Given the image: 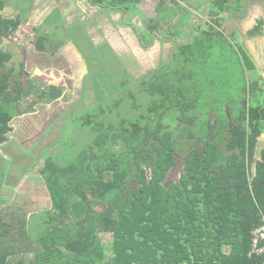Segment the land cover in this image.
<instances>
[{"label": "trees", "instance_id": "obj_1", "mask_svg": "<svg viewBox=\"0 0 264 264\" xmlns=\"http://www.w3.org/2000/svg\"><path fill=\"white\" fill-rule=\"evenodd\" d=\"M143 1L92 0L115 11ZM204 1L212 20L203 25H192L180 6L173 26L180 42L169 64L135 84L97 86L102 100L77 119L89 143L50 154L40 167L52 206L38 223L0 201V264H264L256 251L264 240L254 247L264 226V89L242 32L235 26L227 35L223 27L246 13L248 0ZM6 6L0 0V146L25 98L53 101L62 92L31 91L8 67L13 55L3 40L23 19L5 18ZM160 26L153 20L149 28ZM263 33L260 18L247 36ZM178 155L184 172L171 183Z\"/></svg>", "mask_w": 264, "mask_h": 264}, {"label": "flooded vegetation", "instance_id": "obj_2", "mask_svg": "<svg viewBox=\"0 0 264 264\" xmlns=\"http://www.w3.org/2000/svg\"><path fill=\"white\" fill-rule=\"evenodd\" d=\"M248 1L250 2L251 0ZM150 2L151 1H143L137 6V8H140L142 11L140 14V16H142L141 18H138V16L134 17L132 11L102 10L99 5H95V7L97 6V11L99 10L100 12H96L91 19L86 21H81V19L78 18L69 22L68 17L63 14V8H60L61 10L59 8L50 10L47 17L40 20V24H38V27L34 30L35 35L33 36V47L31 45V48H34L36 52L30 56L28 54V56L23 54L22 62L20 63L18 70V76L20 77L23 87L27 89L32 88L31 91L35 90V88L39 90H49L51 87H57L60 88L62 92L61 95L53 101H42L32 94L27 97L28 99L30 97L32 98V101L29 102L30 106L33 105L32 114H35L34 116L41 121L47 120L43 126V133H41L43 135L40 138L35 139V145L31 150H36V148L39 149L40 144L45 141L44 138L47 137V135L50 136L51 134L56 133L59 130L58 127H61V141L62 133H64L67 127L73 122H77L76 117L78 115H85L92 110L93 106H98L99 101L97 100L95 84H92L91 81L92 71L89 60L77 44V39L74 35L70 32L67 33V31L71 30L73 26L83 27L84 34L82 35H84L83 37L86 35L88 38L89 54L92 56L95 55L96 50L106 46L107 48H111L115 54L121 57L120 59L125 63L124 67L127 71V74H125V77H127L125 79L128 81L131 79V82L134 84L136 81H140L145 76L154 73L159 68L170 63L173 58L176 43L180 42L178 35L173 34L175 33L174 30L176 31L173 26L177 25L180 19V4L176 2V0H164L165 5L161 7L160 4L163 0H159L158 2L154 1L155 4L152 7L150 6ZM54 10L60 12L59 14L63 18L64 32L62 30L59 32L57 31L56 35L52 32L48 33L49 28L51 27L47 23L51 12ZM203 13L204 14L199 17L192 16L191 24L194 25L195 23H198L203 25L212 20V17L208 14L206 8ZM163 18H166V21H164ZM153 20L158 21V23L160 22L161 24L159 29L154 32L150 31L149 28ZM226 21L229 20L227 19ZM231 23L234 27H237L236 22L231 21ZM248 32H246V37H248ZM232 33L233 31L231 34ZM243 35L242 32V38L244 40ZM56 36L57 38H55ZM133 36L137 38L139 46L138 51L147 55L146 60H143L142 62L139 58L135 57V53H131V37ZM114 37L119 39L118 43L115 41ZM57 40L62 41L61 52L53 50L56 47L55 44ZM158 44L160 45L159 52L155 50ZM74 47L82 56L85 65L83 62L77 59L75 60ZM150 54H153L154 56L150 57ZM68 57L71 58V60L68 59ZM41 70L44 71L42 72ZM134 70L138 73L137 76L135 74L133 75ZM37 71L43 73L41 76L50 81L48 85L40 86L42 78L40 75H36ZM79 77L82 79L81 90L79 89L80 85L77 84ZM23 78L26 79V84L23 83ZM125 79H122L120 83ZM57 80L58 82L55 83ZM74 100L76 103L74 102V104L71 105L70 103ZM67 101L70 103L65 104ZM49 104L52 106H47ZM16 114L17 116L24 115L21 110ZM16 117H14V119ZM12 132L10 133L9 138L13 137L11 136ZM44 152L45 149H40L41 154L39 157H36L35 163H38L41 159L44 160Z\"/></svg>", "mask_w": 264, "mask_h": 264}, {"label": "rangeland", "instance_id": "obj_3", "mask_svg": "<svg viewBox=\"0 0 264 264\" xmlns=\"http://www.w3.org/2000/svg\"><path fill=\"white\" fill-rule=\"evenodd\" d=\"M7 1H9L10 3L12 2V4L15 5V7L14 6L8 7L10 11L11 10L14 11L15 8H18L22 12L28 9L30 2H31V0H7ZM263 1L264 0H251L250 2L248 1L247 7L248 9H251V5L255 4L256 6L253 8L255 10V8L257 9L258 7L257 3H261ZM154 4H155L154 1L150 2V6L153 7ZM182 5H183L182 7L184 8L189 7V4L184 1L182 2ZM74 7L75 6H72L70 8V11L71 9L73 11ZM42 9L45 10L46 7H43ZM48 12H49V9H48ZM132 13L134 17L136 16H138V18L142 17L140 16V14L142 13L140 8L136 7L134 10H132ZM47 15L48 14H46V16ZM41 19L42 17L39 16L37 19H34L32 21H38V23L40 24ZM69 21H73V20L69 19ZM233 22H237V19L235 21V18H233ZM252 22L253 21H251L250 19L248 20V23L246 21V23L249 26ZM47 23L50 25V27L52 26L51 28L52 30H49L48 33L52 32L54 33V35H56L57 31L58 32L61 30L63 31V18L60 16L57 10H54L53 12H51ZM224 29L227 35H230L231 32L235 30V27L232 25L231 20L225 22ZM239 29L243 33H246V30H247L246 27L242 29L239 28ZM28 30L34 33L31 28L19 29L18 33L15 35V38L3 40V43L6 45L5 48L13 47L11 50L14 52L15 58L11 61L8 67L13 66L17 70L15 73V76H17L19 73L18 70H19L20 63L22 62L23 54L25 55L28 54L30 56L31 54L36 52L34 48L33 49L31 48V45L34 41L32 37L30 36V34L28 33L29 32ZM68 32L74 35V37L77 39L76 40L77 44L80 46V48L83 50L84 54L89 60V64L91 66V71H92L91 81H92V84H95V89L98 88L97 86L99 85H104L105 89H107V86H112V85L114 86L115 84H119L122 79H125L127 77V76L125 77V74H127V71L125 70V67H124L125 63L122 62V60L120 59L121 57L115 54L111 48H107L106 46H103L102 48H99L98 50H96L95 55L92 56L91 54H89L90 50L88 49V46H89L88 38L86 35L85 37H83L84 35H82L84 34L83 27L73 26V28L67 31V33ZM55 38H57V36ZM84 38L85 39L87 38V39L85 40ZM114 38H115V41L118 43L119 39L117 37H114ZM131 39H132L131 53L132 54L135 53V57L139 58L141 62L143 60H146L147 55H144L138 51L139 46L137 43V38L133 36L131 37ZM61 42L62 41L57 40L55 44L56 47L53 50H56L57 52H61L62 50ZM20 47L23 49L22 52L15 51V49L19 50ZM155 50L159 52L160 50L159 44L157 45ZM152 56L154 55L152 54L150 57ZM74 58L76 60L75 56ZM68 59L71 60V58L69 57ZM41 71L43 72L44 70H41ZM42 74L43 73L41 72L39 73L40 76ZM134 74L137 76L138 73H136L134 70L133 75ZM41 78H42V82L40 86H45L50 83V81L48 79H45L43 76H41ZM57 82L58 80L55 81V83ZM129 82L132 83L131 79L129 80ZM23 83L26 84V79L24 78H23ZM96 95H97L98 101L102 100L101 94L96 92ZM115 98L116 99L120 98V96L117 95L115 96ZM137 99L140 102H145L146 100H148V96L138 94ZM30 101H32L31 97L29 99L25 98L23 100V102L20 105L19 110L17 111L18 112L20 110L23 111L24 115L17 116L16 114L17 117L15 116L16 118L11 123V126L14 128V131L11 134V136L13 137L9 138L8 143H5L0 146V155L2 156L4 160L3 161L2 159H0V171H2V167L4 165L7 164V167H8L6 178L3 180V184L0 186V201L4 202V204L3 203L2 204L4 205V207L8 208L9 209L8 211L11 213H14V214L17 213L18 215H26L27 218L34 217L33 225H35L39 221L37 215H43L52 206L48 188L45 182L43 181L40 175V172H39L40 167L43 165L44 160L41 159L38 161V163H35L36 157H39L41 154L40 149L41 150L45 149V152L43 153L44 159L47 158L51 153L55 155L60 152H63V150L70 152L72 150L70 149L71 144L73 145L75 144V147H76L75 149L79 151L83 149L86 144L89 143L88 140H90L91 136L87 132V130L82 127L80 123L73 122L69 127H67L64 133H62L61 141H60L61 127H58L59 130L56 133H53L50 136L47 135V137L44 138L45 141L44 143L40 144L39 149L36 148V150H31L33 146L35 145V142H36L35 139H38L43 135L41 133H43V129H44L43 126L47 120L41 121L39 118L34 116L35 114L34 115L32 114L33 105L30 106L29 104ZM74 102L75 100L72 101V103L67 101L65 104L70 103L72 105L74 104ZM47 106L51 107L52 105L49 104ZM123 107L129 108V102L126 101L123 104ZM132 112L138 113L133 110ZM82 116L83 115H78L76 119L81 118ZM261 140L263 142L264 138L262 137ZM176 163H177L176 166L171 169L168 175L167 180L171 183H177L180 180L184 172V159L182 156L180 155L177 156ZM7 220H11V218H8ZM103 238H104L103 241H104V246L107 251V254L108 256H111L113 236L110 234H107V235H104Z\"/></svg>", "mask_w": 264, "mask_h": 264}, {"label": "crops", "instance_id": "obj_4", "mask_svg": "<svg viewBox=\"0 0 264 264\" xmlns=\"http://www.w3.org/2000/svg\"><path fill=\"white\" fill-rule=\"evenodd\" d=\"M146 1H155L158 2L159 0H146ZM187 2L189 4V7H187L186 9H188L187 11H190L192 13V16L194 17H199L202 16L204 13L205 8H207L209 6V3H207L204 0H176V2H178L180 4V6L182 7V2ZM7 6L3 11V16L5 18H9V19H13V18H17L18 16H22L23 19V23L20 27V29H26V28H31L34 32V30H36V28L38 27V21H32L34 19H37L39 16L42 18L47 17L46 14L48 13V9L49 11L53 8H63V14L69 19L71 20H76V19H81V21H86L92 18V16L97 12V6L95 7V4L92 2V0H31L30 5L28 7V9L26 11H21L18 8H15V10H9L8 7L10 6H14L12 4V2L10 3L9 1H7ZM63 2V3H62ZM248 2H246L247 4ZM258 7L257 9L255 8V10L253 9L256 5H251V9L246 10V13L243 14V16H241L239 14V16H234L233 18H235V21L237 19V27L238 28H244L246 27L247 30L246 32H248L249 30L253 29L254 26L256 25V21L260 18H264V1L261 3H257ZM72 6H75L73 8V11L71 13L70 8ZM46 7L45 10H43L42 8ZM61 10V9H60ZM14 12V13H13ZM74 12V13H73ZM60 13V12H59ZM71 13V14H70ZM45 15V16H44ZM253 21L250 26L247 24L248 20ZM231 21H233V19H231ZM247 21V23H246ZM72 22V21H69ZM240 23V24H239ZM233 25V24H232ZM52 28V26H51ZM51 28H49V30H52ZM19 31V30H18ZM15 32L14 34H12L10 36V38H15V35L18 33ZM30 36L33 39V36L35 35V33H32L30 30H28ZM243 37H244V43L245 46L247 47V49L250 51L251 55L253 56V58L255 59L256 63H257V67L259 69V77H261V81H260V87H262L264 89V33L262 36L259 37H255V38H248L246 37V33H243ZM7 39V40H8ZM18 41V40H17ZM6 45L4 44V47ZM13 48V47H12ZM12 48L10 47H6L7 50H9L12 55H13V59L15 58V54L14 52L11 50ZM35 50V49H34ZM15 51H23V49L20 47L19 50L15 49ZM40 71H37L36 75L39 76ZM260 95V93H259ZM262 99L264 100V93L262 96ZM264 138V136H263ZM262 141V140H261Z\"/></svg>", "mask_w": 264, "mask_h": 264}, {"label": "built area", "instance_id": "obj_5", "mask_svg": "<svg viewBox=\"0 0 264 264\" xmlns=\"http://www.w3.org/2000/svg\"><path fill=\"white\" fill-rule=\"evenodd\" d=\"M254 247L258 248L260 243L264 240V226L257 230L254 234ZM258 253L264 252V246L261 249L256 250Z\"/></svg>", "mask_w": 264, "mask_h": 264}, {"label": "water", "instance_id": "obj_6", "mask_svg": "<svg viewBox=\"0 0 264 264\" xmlns=\"http://www.w3.org/2000/svg\"><path fill=\"white\" fill-rule=\"evenodd\" d=\"M74 49H75V57H76V59L81 61V62H83V64L85 65L84 60H83L82 56L80 55V53L76 50L75 47H74ZM77 84L80 85L79 89L81 90L82 79L80 77H79V81L77 82Z\"/></svg>", "mask_w": 264, "mask_h": 264}]
</instances>
